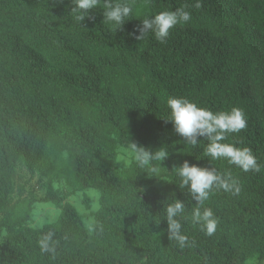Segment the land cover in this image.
Wrapping results in <instances>:
<instances>
[{"label": "trees", "instance_id": "1", "mask_svg": "<svg viewBox=\"0 0 264 264\" xmlns=\"http://www.w3.org/2000/svg\"><path fill=\"white\" fill-rule=\"evenodd\" d=\"M127 2L133 11L117 29L103 20V0L83 21L71 0H0V264L264 262V0ZM177 8L191 20L163 43L151 32L136 39L142 19ZM169 96L214 113L242 109L246 127L221 142L249 148L259 171L213 160L207 138L192 145L176 134L165 121ZM130 142L168 153L152 162L164 187L142 192L146 170L135 161L118 168L119 148ZM184 160L230 173L239 194L214 187L197 205L172 167ZM21 162L32 173L45 168L44 198L13 200ZM61 178L70 193L53 190ZM88 189L101 194L92 232L63 204ZM175 199L185 205L176 217L184 246L167 232L165 209ZM36 203L58 206L57 222L26 229ZM197 206L213 211V235L193 222ZM48 236L45 251L40 241Z\"/></svg>", "mask_w": 264, "mask_h": 264}, {"label": "clouds", "instance_id": "2", "mask_svg": "<svg viewBox=\"0 0 264 264\" xmlns=\"http://www.w3.org/2000/svg\"><path fill=\"white\" fill-rule=\"evenodd\" d=\"M74 5L72 11L76 14L78 21H83L90 16L91 10L95 9L100 0H71ZM197 8L200 4L195 5ZM103 20L109 22L113 27L120 29L126 18L132 13V6L127 0L113 2V0H103ZM191 20V13L184 8H177L174 11H162L150 18L142 19L138 31L141 39L149 32L153 33L156 40L163 43L169 36L170 30L178 24L187 23ZM167 107L170 109V116L165 119L171 122L176 134L184 138L185 141L196 145L199 138H207L209 143L205 152L213 160L226 158L229 163L241 168L243 171H259L256 157L249 148H240L229 143H222L226 133H237L246 127L245 114L242 109L233 107L228 112H212L211 110L198 107L194 102L182 97L169 96L166 100ZM122 155L118 159L129 164L134 160L137 166L145 169L149 177H155L160 169L153 165V161H164L168 157L165 150L152 151L143 146L131 143L128 147H121L119 150ZM177 170V175L181 178L180 188L187 187L192 199L197 205H202L209 198L213 188L223 189L234 195L239 194L240 187L230 173L220 174L212 168L200 167L190 164L184 160L182 164L173 166ZM142 192L145 191L141 188ZM184 202L175 199L174 202L166 206L167 232L171 239L176 240L181 246L187 242V237L181 233V223L178 217L184 211ZM192 220L200 226L201 231L211 236L217 228V219L211 208L197 206L193 209ZM50 236L40 241L42 250L49 251Z\"/></svg>", "mask_w": 264, "mask_h": 264}, {"label": "rangeland", "instance_id": "3", "mask_svg": "<svg viewBox=\"0 0 264 264\" xmlns=\"http://www.w3.org/2000/svg\"><path fill=\"white\" fill-rule=\"evenodd\" d=\"M121 155L122 153L119 151V156ZM68 157L69 153L65 152L62 163V171L64 172L67 168L66 164ZM132 162H134V160L129 164H125L123 160L118 159L117 166L119 169H126L130 167ZM149 180L150 182L144 184L142 187L145 190H148L150 187L162 188L168 181L166 178H162L158 175L150 177ZM48 182L49 178L47 177L45 168L35 166L32 173L27 165L21 162L17 167L16 189L13 194V200L17 201L18 199H24L29 195H33L37 198H44L47 193ZM52 187L54 191L58 190L63 192V194L72 191L64 178L56 179ZM100 197L101 194L99 191L88 189L76 192L74 195H69L63 204L71 205L82 218L83 224L88 231L92 232L95 223V215L100 208ZM61 212V209L56 205L50 203H36L32 212V220L28 223L26 229L48 228L57 222ZM247 264H264V262L261 263L257 258H254L248 261Z\"/></svg>", "mask_w": 264, "mask_h": 264}]
</instances>
